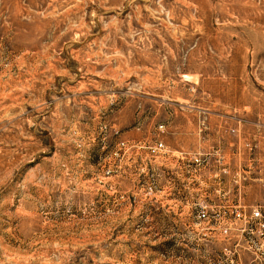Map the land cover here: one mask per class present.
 Masks as SVG:
<instances>
[{
    "label": "rangeland",
    "instance_id": "374dc122",
    "mask_svg": "<svg viewBox=\"0 0 264 264\" xmlns=\"http://www.w3.org/2000/svg\"><path fill=\"white\" fill-rule=\"evenodd\" d=\"M263 224L264 0H0V264H264Z\"/></svg>",
    "mask_w": 264,
    "mask_h": 264
},
{
    "label": "built area",
    "instance_id": "2783aa9c",
    "mask_svg": "<svg viewBox=\"0 0 264 264\" xmlns=\"http://www.w3.org/2000/svg\"><path fill=\"white\" fill-rule=\"evenodd\" d=\"M254 216H255V218H262L261 216H262V213H261V211H259L258 209L257 210H255V212H254ZM263 229H264V224H263Z\"/></svg>",
    "mask_w": 264,
    "mask_h": 264
}]
</instances>
